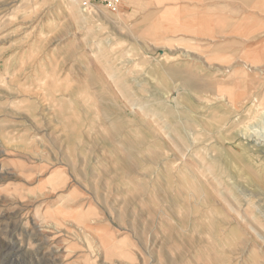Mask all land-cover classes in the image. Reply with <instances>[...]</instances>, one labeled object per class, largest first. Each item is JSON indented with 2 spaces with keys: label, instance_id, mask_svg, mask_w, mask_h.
Listing matches in <instances>:
<instances>
[{
  "label": "rangeland",
  "instance_id": "rangeland-1",
  "mask_svg": "<svg viewBox=\"0 0 264 264\" xmlns=\"http://www.w3.org/2000/svg\"><path fill=\"white\" fill-rule=\"evenodd\" d=\"M72 2L0 0V264H264V111L211 83L263 38L204 30L264 0Z\"/></svg>",
  "mask_w": 264,
  "mask_h": 264
},
{
  "label": "bare ground",
  "instance_id": "bare-ground-1",
  "mask_svg": "<svg viewBox=\"0 0 264 264\" xmlns=\"http://www.w3.org/2000/svg\"><path fill=\"white\" fill-rule=\"evenodd\" d=\"M72 1H74V3L77 4V0H72ZM74 3L72 2L73 6ZM78 5L79 4H77L76 6ZM236 23L224 22L223 19L221 18L213 19L205 22L204 30L205 32H207V34H210L213 31V28H215L217 32H220V31H224L225 29H229L228 27L229 25L232 26L230 29L233 30L234 32L237 33L240 32L243 35L244 33L248 34L249 35L248 39H250V36L253 37L254 39H260V38L264 39V20L247 19ZM263 39L260 41L258 40L259 42L257 41L255 43L247 44L246 51L241 52L239 56L231 59L227 65L220 67L219 69L220 71L213 77L211 81V83L212 82L218 83L217 85L218 91L217 94L215 95L225 98L226 102L232 105L234 108H239L238 106L239 102L245 100L250 92H248L247 90L248 88L247 85L246 86L241 85L240 83H235V85H231L229 84L230 82L229 83L223 82L224 80L222 76L226 72H227V77H229L230 79L242 78L243 79L242 82L247 81L246 83H253L255 85V92H252L250 94L252 98L250 96V98H247L246 100L248 101L251 99L258 101L260 108L264 111V84H262L264 83V40ZM201 43H202L201 44L202 48L199 54V59L202 63L203 68L205 69L207 66L211 68L219 66L221 63L219 64L218 61L222 60V58L217 57L215 54H212V52L209 51V46L211 45L210 43H207L204 40H202ZM253 77H256L257 80L255 81ZM258 78H260V80ZM205 79L206 76L204 77V80ZM193 81H191V83ZM189 83L190 82H188V84ZM203 83H208V82H203ZM203 87L208 88L207 85ZM209 97H211V95ZM212 100L214 99L212 98ZM244 104L245 102L241 103L242 106H244Z\"/></svg>",
  "mask_w": 264,
  "mask_h": 264
},
{
  "label": "built area",
  "instance_id": "built-area-1",
  "mask_svg": "<svg viewBox=\"0 0 264 264\" xmlns=\"http://www.w3.org/2000/svg\"><path fill=\"white\" fill-rule=\"evenodd\" d=\"M83 6H102L107 10L119 11L123 4V0H79Z\"/></svg>",
  "mask_w": 264,
  "mask_h": 264
},
{
  "label": "crops",
  "instance_id": "crops-1",
  "mask_svg": "<svg viewBox=\"0 0 264 264\" xmlns=\"http://www.w3.org/2000/svg\"><path fill=\"white\" fill-rule=\"evenodd\" d=\"M122 6H123V4H122Z\"/></svg>",
  "mask_w": 264,
  "mask_h": 264
}]
</instances>
